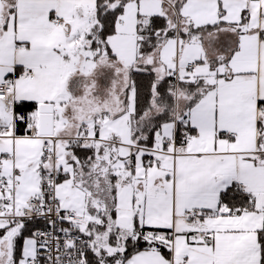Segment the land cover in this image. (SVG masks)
I'll use <instances>...</instances> for the list:
<instances>
[{"label":"snow or ice","instance_id":"6c2138e0","mask_svg":"<svg viewBox=\"0 0 264 264\" xmlns=\"http://www.w3.org/2000/svg\"><path fill=\"white\" fill-rule=\"evenodd\" d=\"M0 264H264V0H0Z\"/></svg>","mask_w":264,"mask_h":264}]
</instances>
